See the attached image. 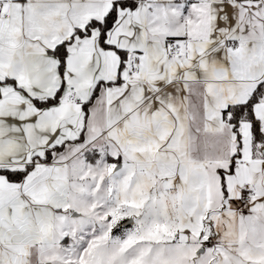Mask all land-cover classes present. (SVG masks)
I'll return each instance as SVG.
<instances>
[{"label": "snow or ice", "instance_id": "obj_1", "mask_svg": "<svg viewBox=\"0 0 264 264\" xmlns=\"http://www.w3.org/2000/svg\"><path fill=\"white\" fill-rule=\"evenodd\" d=\"M0 264H264V0H0Z\"/></svg>", "mask_w": 264, "mask_h": 264}]
</instances>
